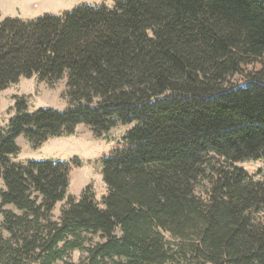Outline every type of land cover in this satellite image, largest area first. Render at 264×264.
Here are the masks:
<instances>
[{"label":"trees","instance_id":"obj_1","mask_svg":"<svg viewBox=\"0 0 264 264\" xmlns=\"http://www.w3.org/2000/svg\"><path fill=\"white\" fill-rule=\"evenodd\" d=\"M261 58L264 0L0 15V93L21 78H66L68 97L63 110L31 113L17 100L0 126V264H56L74 250L87 253L83 264H264L262 169L240 165L264 168V64L233 81ZM78 125L97 137L130 126L103 158L101 202L92 184L79 200L68 196L67 161L14 160L19 137L36 147Z\"/></svg>","mask_w":264,"mask_h":264},{"label":"rangeland","instance_id":"obj_2","mask_svg":"<svg viewBox=\"0 0 264 264\" xmlns=\"http://www.w3.org/2000/svg\"><path fill=\"white\" fill-rule=\"evenodd\" d=\"M116 0H0L1 18L16 17L22 20H34L44 14L60 15L66 11H72L81 5L92 7L106 6L113 7ZM264 64V58L255 60L247 66H243L241 73L234 76L235 83H246V76L258 71ZM17 100L23 101L28 112H34L40 107H52L63 110L68 106L67 79L63 78L54 85L39 82L36 77L21 80L0 93V126L6 128L10 118L16 113ZM130 128L127 125H117L107 134L97 137L94 132L85 125H78L73 135L63 138H50L43 144L34 147L25 137L26 143L24 152L15 158L16 162H26L28 159L55 161H67L71 165L70 187L68 196L79 200L85 187L92 184L96 193V198L101 202L103 196L107 194V187L102 177L103 158L108 156L118 147L124 133ZM20 147V146H19ZM21 148V147H20ZM23 149V148H22ZM21 149V150H22ZM25 160V161H21ZM248 172L256 174L258 170L262 172L256 174L255 179L264 178L263 163L260 161H250L240 164ZM211 173V172H210ZM210 176V174H209ZM197 192L205 196L206 189L209 188L208 179L201 178L196 184ZM0 187H3L0 181ZM62 203H59L54 211L53 218L58 220L61 215ZM17 214H23L14 207H6ZM3 216L0 214V226ZM5 236L7 233L1 231ZM120 235V231H117ZM98 237L96 238V240ZM87 253L82 250H74L65 256V262L69 264H83ZM59 261L56 264H66Z\"/></svg>","mask_w":264,"mask_h":264},{"label":"crops","instance_id":"obj_3","mask_svg":"<svg viewBox=\"0 0 264 264\" xmlns=\"http://www.w3.org/2000/svg\"><path fill=\"white\" fill-rule=\"evenodd\" d=\"M20 141H22L24 145H25V143H26L27 141H26V139L24 138V136H21V137H19V138L17 139V143H18V145L21 147V149L23 148V149L21 150V155H20V156H22V152H24V148H25V147H29V145L26 144V146H24ZM14 160H17V159H14ZM21 161H25V160H21ZM0 181H1V180H0ZM6 207H13V206H12V205H8V206H6ZM6 207H5V208H6Z\"/></svg>","mask_w":264,"mask_h":264}]
</instances>
